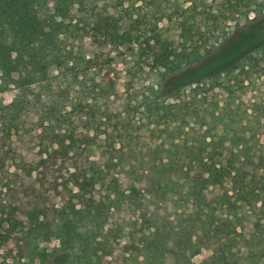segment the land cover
I'll list each match as a JSON object with an SVG mask.
<instances>
[{"label": "trees", "instance_id": "obj_1", "mask_svg": "<svg viewBox=\"0 0 264 264\" xmlns=\"http://www.w3.org/2000/svg\"><path fill=\"white\" fill-rule=\"evenodd\" d=\"M263 17L264 0H0L18 90L0 103V264H49L53 238L73 264H264V26L213 59ZM101 35L147 60L146 91L119 97L86 51Z\"/></svg>", "mask_w": 264, "mask_h": 264}, {"label": "rangeland", "instance_id": "obj_2", "mask_svg": "<svg viewBox=\"0 0 264 264\" xmlns=\"http://www.w3.org/2000/svg\"><path fill=\"white\" fill-rule=\"evenodd\" d=\"M256 25L264 26V17L255 21L254 23L243 21L239 26L233 23L230 29L229 38L219 45V49L217 50L213 59L215 60L216 58L217 60L224 57V53L234 46L235 39L238 36H243L246 32H251L254 27H256ZM262 32L264 34V27L262 28ZM85 46L88 53L99 57L101 61L110 63L109 65L105 66L103 73L109 72L115 78L117 92L120 98L127 97L128 88L130 87L132 93L146 91V87L150 82L147 81L146 75L142 74L144 73L143 71H147L149 65L145 58L139 59L137 54L132 55V50L130 47L116 45L113 43V39L110 36L101 35L89 38L86 40ZM245 48L246 47H242L240 50H245ZM237 51H239V49ZM261 57L264 59V55ZM261 64L264 65V61L261 62ZM257 84L258 88L261 90V93H264V73H262L261 77L258 79ZM192 87L193 86L185 87L183 85L179 88L180 91L176 92L175 95L177 97L183 98L190 93ZM17 94L18 90L15 89L14 85L8 84L0 76V103L9 104ZM215 95L218 99L224 98L223 93L219 91H217ZM172 101L173 100H169V102ZM119 109L121 108L119 107ZM262 152H264V148L262 149ZM89 155H91L93 158H97L100 155V152L98 150H90ZM40 249L52 255V259L49 264H61L55 261L56 258L67 260L66 264H73V258L71 255H69L67 259L63 253L55 254L60 249V243L57 239L53 238L50 241L41 242ZM209 255L210 252L208 250L202 251L199 255L193 258V264L202 263ZM164 264H176L173 255H167Z\"/></svg>", "mask_w": 264, "mask_h": 264}]
</instances>
